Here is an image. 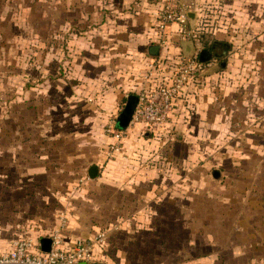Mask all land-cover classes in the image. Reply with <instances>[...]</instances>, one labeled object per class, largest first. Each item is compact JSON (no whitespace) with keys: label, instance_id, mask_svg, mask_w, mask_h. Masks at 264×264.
<instances>
[{"label":"rangeland","instance_id":"1","mask_svg":"<svg viewBox=\"0 0 264 264\" xmlns=\"http://www.w3.org/2000/svg\"><path fill=\"white\" fill-rule=\"evenodd\" d=\"M147 1L0 0V246L63 216L98 264H264V0H152L167 50L153 61L124 48ZM165 8L184 22L164 23ZM213 42L231 48L204 63L168 124L107 132L103 92L157 90L161 72L170 85ZM98 155L109 178L89 182Z\"/></svg>","mask_w":264,"mask_h":264},{"label":"built area","instance_id":"2","mask_svg":"<svg viewBox=\"0 0 264 264\" xmlns=\"http://www.w3.org/2000/svg\"><path fill=\"white\" fill-rule=\"evenodd\" d=\"M162 21L164 23H183L184 19L182 13L165 8ZM206 66L195 58L185 63L180 62L178 69H175L176 75L170 85L164 84L157 90L137 97L138 101L130 125L142 123L158 127L166 124L172 113L174 100L181 95V92L196 75H200L204 72L203 70H206ZM114 130L119 131L115 127V122L108 126L107 132L112 133ZM104 238L103 234L99 235L98 242H102ZM50 239L51 247L48 253H42L40 244L35 245L29 240L14 242L7 250L0 249V264H95L94 242L75 241L71 245L65 246L59 232H56Z\"/></svg>","mask_w":264,"mask_h":264},{"label":"crops","instance_id":"3","mask_svg":"<svg viewBox=\"0 0 264 264\" xmlns=\"http://www.w3.org/2000/svg\"><path fill=\"white\" fill-rule=\"evenodd\" d=\"M140 2H143V1H140ZM145 2H146V4H148L147 0H145ZM161 2H162V0L157 1V5H160ZM154 4H155V1L149 0V7H147L145 11H143V12L140 11L141 13L139 12V14L141 16L145 17V19L147 21H149L148 22L149 25L147 24L146 28H142V29L137 30L138 34L135 36L137 38V40L134 41L133 43H129L127 45V47L126 46L124 47L128 50H133V51H137V52H140V50L142 51L145 49L147 57H148L147 58L148 61L149 60L153 61L152 59H154L148 55V48L152 45H158L160 47L159 54L155 59L165 57V54L167 53V50L163 47V45L162 46L160 45L159 40L157 38L156 28L154 27L155 26L154 20H153V15H155V13H154L155 9L153 7ZM188 14L189 13H187V15ZM178 29H179V26L174 24V25L168 26L166 29V32L167 33H170V32L173 33V32L179 31ZM177 35H179L178 37L180 38V36H181L180 31H179V34H177ZM173 39H174V42L178 41L177 38H176L177 40L175 38H173ZM179 42H180V40H179ZM174 46H176V45L172 44V47H173L172 49H174ZM167 49H168V52L171 51L170 46L167 47ZM211 62L212 61H208L205 64H210V67H211V65H212ZM145 63H149V62H145ZM161 75H162L161 77L163 79L165 73L161 72ZM162 79H161V82L158 84L159 86L165 84V82L167 81V80H165V82H164ZM159 86H156V87L158 88ZM153 90H154V88L152 87V88H150V90L147 89L145 92H143V94L149 93ZM186 90H187V88L184 89L183 94L185 93ZM183 94L179 95L176 98V100H174V102H175L174 106L175 105L178 106L177 102L182 101L181 97ZM139 95H142V94H140V92L135 93L133 91L129 92V93L121 94V91L117 92V91L113 90V91H110L108 94L103 92V96H100V98H97L98 99L97 101H99V102L103 101L106 103L108 102L107 103L108 107H109L108 111L112 112L114 114V122H115V127H116V118H117L116 115L119 116V114L122 111L123 106L126 102V99L129 96L138 97ZM111 103H113V106H114L113 108L110 107ZM232 110H233V112H232V118H233L234 113H235V109L232 108ZM171 114H173V113H171ZM171 117L172 116L170 115L166 124H168L170 122ZM166 124H164L163 126H165ZM141 125H144L145 127H148L149 129H153V127H151L149 125L142 124V123L129 125V127L127 129L132 128V127L134 129L137 126H141ZM91 167H95L97 170L96 177L93 179H90L88 176V170ZM109 167L110 166L107 163V159L104 157V155L103 156L98 155V157L95 158V160L92 163H90L89 165L84 167L82 169V171L85 173V176L87 177V180L89 182H94V181H97L100 179V182L102 183L105 180H107V178H109L107 176V173L110 172ZM238 181H239V179H238ZM240 181H242V180H240ZM33 222H34V224H24L23 226H20L19 229H17V230L13 229V230H10L9 232H8V230H5L8 232L9 238H11L12 240L13 239H15V240H13L10 243V245H8L7 247L0 246V249L1 250H7L12 246V243H14L16 241H20V240H29L33 244L38 245V244H40V240L42 238H49L50 239L56 232H59V234L63 237L64 244H65V246H67V245H71L73 242H75L76 241L75 239L78 238V236L80 235L79 234L80 230L78 228H74L72 224H66V219L63 216L60 219V222H59L60 224H57L56 222H55V224H41L40 218H37V220L34 219ZM4 233L5 232L1 233L2 236L0 235L1 236L0 240H5V238H7V237H4ZM8 234H5V236H8ZM103 235H104V233H103ZM104 239H106V237ZM88 241H91V240H88ZM1 244L3 245L2 242H1ZM93 252H94V258H95L94 262H95V264H98L97 258H96V253H95V245H94ZM97 255H98V253H97Z\"/></svg>","mask_w":264,"mask_h":264},{"label":"water","instance_id":"4","mask_svg":"<svg viewBox=\"0 0 264 264\" xmlns=\"http://www.w3.org/2000/svg\"><path fill=\"white\" fill-rule=\"evenodd\" d=\"M188 18L190 20L191 28H193V23H194V15L192 13L188 14ZM213 45H218L222 47V53L219 56H216V59H220L223 56H226L227 52L230 50L231 46L227 43H219V42H213ZM160 47L158 45H152L148 48V55L152 58H156L159 54ZM186 51L189 52V46H186ZM210 60L208 59H203L202 54L200 56V61L202 63H206ZM225 62H220V67L224 68ZM138 98L136 96H129L126 99V102L123 106L122 111L120 112L119 116L116 118V129L119 131H124L126 130L131 122V118L134 112V109L137 105ZM97 170L95 167H91L88 170V176L90 179H93L96 177ZM212 176L214 179L218 178L219 172L218 171H213ZM51 247V239L49 238H42L40 240V250L42 253H48L50 251ZM79 264H87V263H79Z\"/></svg>","mask_w":264,"mask_h":264},{"label":"flooded vegetation","instance_id":"5","mask_svg":"<svg viewBox=\"0 0 264 264\" xmlns=\"http://www.w3.org/2000/svg\"><path fill=\"white\" fill-rule=\"evenodd\" d=\"M210 52H202V58L203 59H208V58H212L213 56H219L220 53H222V47L218 46V45H212L210 48Z\"/></svg>","mask_w":264,"mask_h":264},{"label":"trees","instance_id":"6","mask_svg":"<svg viewBox=\"0 0 264 264\" xmlns=\"http://www.w3.org/2000/svg\"><path fill=\"white\" fill-rule=\"evenodd\" d=\"M201 62V61H200Z\"/></svg>","mask_w":264,"mask_h":264}]
</instances>
